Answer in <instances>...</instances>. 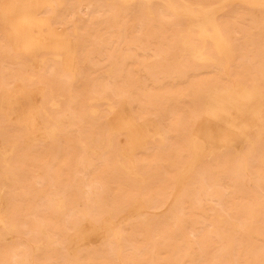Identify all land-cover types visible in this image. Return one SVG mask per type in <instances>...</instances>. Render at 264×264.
I'll return each instance as SVG.
<instances>
[{
  "label": "rangeland",
  "instance_id": "obj_1",
  "mask_svg": "<svg viewBox=\"0 0 264 264\" xmlns=\"http://www.w3.org/2000/svg\"><path fill=\"white\" fill-rule=\"evenodd\" d=\"M239 1L227 0L222 15L239 52L228 78L223 61L192 58L182 42L202 45L197 31L163 6L149 15L103 0L101 11L74 17L52 2L34 24L23 14L41 8L40 0L0 13V151L16 148L9 166L0 153V201L8 198L17 227L13 234L0 228V264H264V135L249 151L204 107L206 91L236 85L233 77L255 78L264 91V9ZM49 36L68 50L49 45ZM39 56L50 65L41 67ZM70 91L71 121L61 127L38 115L45 97L64 101ZM104 96L112 103L98 99ZM121 101L134 113L120 112ZM147 119L168 131L164 147L133 144L154 132ZM194 135L212 144L194 150ZM214 148L223 154L201 156ZM132 158L145 182L131 173ZM62 195L68 202L58 209Z\"/></svg>",
  "mask_w": 264,
  "mask_h": 264
},
{
  "label": "bare ground",
  "instance_id": "obj_2",
  "mask_svg": "<svg viewBox=\"0 0 264 264\" xmlns=\"http://www.w3.org/2000/svg\"><path fill=\"white\" fill-rule=\"evenodd\" d=\"M6 0L0 1V13L1 17H5V11L9 12L10 10L16 8L19 2L24 1H31V0H8V4L5 5L3 3ZM39 1V0H38ZM41 1V8H32V10H28L23 15L27 17L32 24L40 21V17L38 13L43 10L42 8L46 7L43 15L45 13L49 14L48 5L50 3L57 4L60 8L66 9L71 16H81L83 13H97L103 9V0H78V5L74 2V0H40ZM123 4L130 5L134 4L135 7L143 8L149 15L154 14L155 7L163 6L174 13L181 15L187 21V31H191L192 29L197 31V36L202 40V45L200 46H193L188 47L186 42H182L184 47H187V51H189L192 58L199 62H210L216 64L218 61H223V65L221 66L220 72L222 75L226 76L227 78L232 75L231 68L233 67V62L238 58L239 52L235 47L234 38L231 37V32H228V29L225 28L223 25L226 20H222V15L225 13L227 0H221L216 3H208L199 0H176L180 3V6L174 5L172 0H120ZM239 2L245 3L250 6L259 7L264 9V0H241ZM229 4V1L228 3ZM233 4V3H232ZM12 6L14 8H12ZM15 10V9H14ZM99 17V15H98ZM97 17V19H99ZM1 21V19H0ZM3 25V21L1 22ZM49 45L56 46L60 49L68 50L67 46H64L63 41L60 39L58 40L55 37L49 36ZM47 41V40H46ZM213 51L215 55H212L211 52ZM71 55V49L69 50V55ZM49 58L46 56H39L37 58L38 64L41 67H48L50 65ZM28 63V62H27ZM50 68V67H49ZM64 70V68L62 67ZM75 73V72H74ZM237 82L236 85L232 87H225L221 88L218 85H214L212 88L206 91V102H205V114L211 116L212 118L220 121L225 126L235 129L243 136L244 142L246 143L245 146H249V151L255 149L256 141L261 140L264 135V91L259 86L258 81L253 78L250 84L244 83L239 80V78L233 77L232 79ZM32 89V88H31ZM251 90L252 94L248 95L243 91ZM36 91V90H35ZM39 95H37L38 97ZM62 98L65 100H58L55 97H45V99L38 105L37 111L38 115L40 113H44L47 117L48 121H57L59 125L62 127L65 121H71L73 119L72 112L69 108H64L66 103L72 104L75 101V96L73 92H69L68 95H62ZM68 97V100H67ZM98 99L105 100L108 104L112 102L106 96L98 97ZM37 100V98H36ZM120 112L126 111L130 114H133L131 104L127 101H121L119 103ZM48 107L55 110L57 115L54 116L48 113ZM130 107V108H129ZM112 110L117 108V105H111L110 107ZM234 111L235 114H231ZM93 113H96L97 110L93 109ZM135 115V114H134ZM136 118V116H135ZM39 122L41 124V128L43 132L49 131L47 126H44L42 119L39 118ZM138 120V118H136ZM143 123L146 125L152 126L154 128L153 133L149 134H140L137 138L133 141V144H137V148H145L152 143L157 142L156 146H160V148L164 147L167 140V132H165L164 127L154 119H147L143 120ZM57 130L54 128L53 131ZM252 130L255 131L256 140L252 139L248 135V131ZM240 135V136H241ZM151 141V142H150ZM150 142V143H149ZM192 142L197 150H201L207 147V144L211 145L212 143L209 142L206 138H198L197 136H193ZM152 143V144H153ZM108 147H112L113 143L109 141ZM13 145V144H12ZM14 145H18L14 143ZM155 145V144H154ZM155 146V148H156ZM209 147V146H208ZM160 148H156L157 150ZM155 149V150H156ZM16 148H3L0 153L3 155V163L7 166L10 165L9 163V156L10 154L14 153ZM243 150V149H242ZM238 150L236 151V155L243 156V151ZM223 154L222 151L218 148H214L212 151L207 152L205 155H201L206 159L213 158L216 155ZM200 156V157H201ZM207 159V160H208ZM132 163L134 165L130 167L131 173L137 177L142 178V182H145V175L140 172L139 166L132 158ZM194 164V163H193ZM188 171L186 170L180 178L179 187L180 190H184L186 185V180L189 179ZM200 178V179H199ZM194 181H198L203 179V177L194 178V175L191 178ZM3 193H5V188L2 189ZM67 198L65 196H60L57 199V208L64 209L67 205ZM8 198L3 196L0 201V228H4L8 233L13 234L16 232L17 227L9 222L8 216ZM124 218V217H123ZM126 219V218H124ZM254 219V218H252ZM10 223V224H9ZM11 236V235H10ZM113 237L116 242H120V232L118 230H114ZM1 240V239H0ZM264 240V238H263ZM118 245V244H117ZM169 253V252H167ZM168 255V254H166ZM121 256V250L118 252L119 260ZM172 257V256H171ZM121 262V261H120ZM20 264H27L25 260L20 261ZM124 264V262H121Z\"/></svg>",
  "mask_w": 264,
  "mask_h": 264
}]
</instances>
